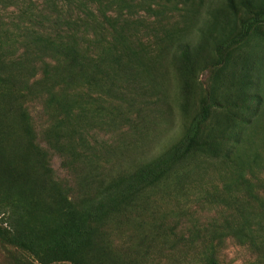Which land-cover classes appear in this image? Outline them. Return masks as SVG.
<instances>
[{"label": "rangeland", "instance_id": "1", "mask_svg": "<svg viewBox=\"0 0 264 264\" xmlns=\"http://www.w3.org/2000/svg\"><path fill=\"white\" fill-rule=\"evenodd\" d=\"M262 9L264 0H0V264H72L12 242L11 201L33 209L61 192L81 209L176 142L200 107L196 145L91 223L77 264H264V22L218 51ZM109 25L131 69L105 61L57 85L40 44L73 27L97 54Z\"/></svg>", "mask_w": 264, "mask_h": 264}, {"label": "trees", "instance_id": "2", "mask_svg": "<svg viewBox=\"0 0 264 264\" xmlns=\"http://www.w3.org/2000/svg\"><path fill=\"white\" fill-rule=\"evenodd\" d=\"M256 22H264V9L243 18L239 22L237 32L220 43L218 51L238 42ZM108 27L111 28L112 38L108 44L100 47L97 54L91 53L95 47L92 43H87L85 47L87 51L85 50L80 37H75L74 32L78 33V30L73 27L61 31L64 34L63 38H55L40 44L41 48L47 47L51 50L53 61L49 64L48 71L59 77L57 85L63 84L72 73L80 72L89 65L101 71V64L105 61L117 71L123 68L131 69V58L123 61L127 54L124 55L125 53L116 47L112 35L115 29L111 25ZM128 50L132 53L130 49ZM205 118L206 110L200 107L176 142L140 166L133 174L105 186L94 197L84 202L81 209H77L61 192L57 193L52 203H38L33 209L28 202L15 198L10 205L12 216L9 229L12 242L39 261L65 260L72 264L79 263L84 249L90 243V224L97 221L109 208L153 183L196 145L200 126ZM206 264L216 263L210 258Z\"/></svg>", "mask_w": 264, "mask_h": 264}]
</instances>
